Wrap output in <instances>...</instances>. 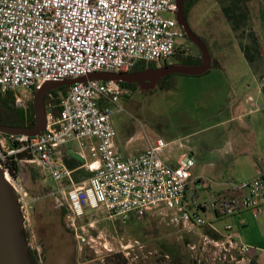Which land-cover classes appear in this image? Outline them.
<instances>
[{
	"label": "built area",
	"instance_id": "1",
	"mask_svg": "<svg viewBox=\"0 0 264 264\" xmlns=\"http://www.w3.org/2000/svg\"><path fill=\"white\" fill-rule=\"evenodd\" d=\"M176 13L177 0H0V94H12L16 106L26 110L35 90L47 82L129 72L138 63L161 66L178 53L188 54ZM130 95L120 82L89 80L71 86L61 97L58 115H48L42 135L0 133V165L5 169L23 153L24 161L45 177L49 174L56 183L68 180L61 198L52 194L57 207L68 210L66 221L74 228L87 210L104 211L124 224L159 212L175 227L206 225L201 215L206 208L187 198L193 163H166L162 154L168 143L163 138L146 135L148 146L137 155L116 151L112 120L124 111L121 102ZM67 156L82 160L92 176L74 183ZM5 171L27 218L28 194ZM263 207V177L227 183L213 193L216 217ZM225 230L222 240L204 236V242L230 253L236 263L251 264L252 247L238 241L231 225ZM30 244L42 258V245Z\"/></svg>",
	"mask_w": 264,
	"mask_h": 264
},
{
	"label": "rangeland",
	"instance_id": "2",
	"mask_svg": "<svg viewBox=\"0 0 264 264\" xmlns=\"http://www.w3.org/2000/svg\"><path fill=\"white\" fill-rule=\"evenodd\" d=\"M248 6L264 45V2L249 0ZM221 7L217 0H201L191 10L189 19L194 31L208 42L223 70H212L199 77H179L175 91L148 94L137 90L122 100L124 111L115 113L112 121L125 156H133L144 149L148 145L146 135L153 139L163 138L168 143L162 159L170 165L176 163L183 152L193 154L195 162L191 168L188 197L191 202L193 199L206 207L201 215L208 225L225 233L226 226L232 222L228 216L216 217L212 209L213 190L219 189L220 184L251 178L249 163L257 161L263 165L264 124L246 131L242 129L235 136L230 132L231 126L240 127V124L230 120L237 108L246 120V110L251 103L256 104L253 110L257 108L264 117V62L257 64V69L247 62ZM175 61L176 58H172L169 62L172 64ZM250 97L251 101L248 100ZM132 137L133 141L126 149L125 144ZM73 146L79 149L77 143ZM18 182L28 194L25 199L28 203L26 230L30 243L42 245L39 239L42 232L55 236L56 242L60 241L58 225L62 219L59 217L61 208L57 207L56 195L43 196L42 192L49 187L61 198L66 183L54 182L49 174L37 184L30 179L27 183ZM56 222L58 227L53 225ZM62 223L68 234V245L58 242L61 251L50 257L51 264H108L112 255L119 253L128 259L127 264L144 262L139 254L142 248L139 252H131L140 243L134 241L136 229L129 222L124 224L117 218H109L101 210H87L76 228L69 225L66 218L62 219ZM139 225H142L140 235L148 232L154 236L157 231L166 229L169 231L167 237L176 236L179 240L181 232L197 234L198 243L190 249L200 262L243 264L232 261L230 253L225 250L205 243L203 237L206 235H202L198 227H175L169 224L165 214L153 213L139 221ZM231 253L236 255L233 251ZM41 256L37 255L40 261L44 259V249Z\"/></svg>",
	"mask_w": 264,
	"mask_h": 264
},
{
	"label": "trees",
	"instance_id": "3",
	"mask_svg": "<svg viewBox=\"0 0 264 264\" xmlns=\"http://www.w3.org/2000/svg\"><path fill=\"white\" fill-rule=\"evenodd\" d=\"M201 0H185V15L189 19L191 10L200 2ZM222 4L221 11L226 19L227 23L230 25L235 38L238 40L239 48L243 53L247 62L252 68L257 69V64L264 62V45L261 36L254 26V22L251 17V11L248 6L249 0H217ZM190 24V23H189ZM193 29V28H192ZM194 30V29H193ZM198 35V34H197ZM206 44L210 51L212 58L211 69L206 73H210L212 70H220L222 67L219 66L218 60L213 55V52L205 40L204 37L198 35ZM187 42L190 46V52L188 54L178 53L174 58L176 61L172 64H183V65H193L199 66L203 62V55L200 49L193 44L188 38ZM170 62L164 63V66L170 65ZM159 66L156 64L146 65L144 63H138L129 72H139L147 69H155ZM259 72V71H258ZM204 74V75H206ZM201 75V76H204ZM179 77H189L182 75H170L161 79L154 90H142L139 84H128L121 83L124 85L130 93H134L139 90L141 93L153 94L156 91L169 92L177 90L178 78ZM199 77V76H197ZM264 80V78L262 79ZM262 92L264 94V83L262 86ZM70 87H62L58 90L51 91L45 96V106L48 115L57 116L60 112L61 97L67 93ZM129 97V96H128ZM0 124L10 127H32L35 124V113L33 108V100L28 104V108L21 109L15 104L12 94L2 95L0 94ZM17 160H12L8 164H5V169L9 171L11 177L15 180L23 181L27 183L28 179L34 184H37L40 179L44 178V175L40 170L35 167V165L26 163L24 160L27 156L23 153H19L16 156ZM66 166L74 172V180L76 182H81L83 179L89 178L91 173L85 172L82 167L84 162L75 156L65 157ZM53 193L52 189L45 187L43 189V196L51 195ZM60 214L62 219L66 218L68 210L66 208L60 209ZM148 217V216H147ZM146 218V217H145ZM143 220V219H142ZM132 217L129 223L136 229V236L134 241L140 243V245L135 246L131 251H138L140 257L146 264H207L205 261H198L192 255L190 247L198 243L199 236L195 233L181 232L179 240L175 237H167L169 231L161 230L155 231L154 236H150L148 232L146 235H140L139 231L141 226L139 221H142ZM199 232L202 235H206L215 240H222V235L217 232L211 225H203L198 227ZM27 233V241H29V232ZM140 235V236H139ZM108 264H127V258L123 253L112 255ZM31 259L33 264H43V260L40 261L37 258V253L31 251ZM141 262L140 264H145ZM213 264H235L229 261H219ZM251 264H259L255 259L252 260Z\"/></svg>",
	"mask_w": 264,
	"mask_h": 264
},
{
	"label": "water",
	"instance_id": "4",
	"mask_svg": "<svg viewBox=\"0 0 264 264\" xmlns=\"http://www.w3.org/2000/svg\"><path fill=\"white\" fill-rule=\"evenodd\" d=\"M184 1L177 0V20L187 38L195 44L203 55L199 66L170 64L155 69L124 73H94L78 79H66L60 83L47 82L33 94L35 124L32 127H10L0 124V133L10 136L35 137L42 135L47 129L48 112L45 96L62 87H71L89 80L103 82H120L139 84L141 89L154 90L159 81L170 75L197 77L206 74L212 65L209 49L204 41L190 27L185 16ZM264 2V0H261ZM185 162H188V158ZM0 264H33L31 246L27 241L26 218L20 202V194L6 176L5 169L0 165Z\"/></svg>",
	"mask_w": 264,
	"mask_h": 264
},
{
	"label": "crops",
	"instance_id": "5",
	"mask_svg": "<svg viewBox=\"0 0 264 264\" xmlns=\"http://www.w3.org/2000/svg\"><path fill=\"white\" fill-rule=\"evenodd\" d=\"M220 70H223V69H220ZM251 99L252 98L250 97L248 100L251 101ZM236 104H238V103H236ZM254 104L255 103H251V106L249 107V109L246 110V115H247V116L245 115L247 117L246 120H243L244 116L241 114L242 111H238V108H237L236 113L233 116V118H231L232 120H230V122H232V121L238 122L240 124V127L231 126V130H230L231 134H234L235 136H237V134L240 133V131L242 129L244 131H246V130H249V128H251V127L262 126L264 124L263 114H261L259 111H257L256 110L257 108L253 110V108L256 107V104L255 105ZM132 141H133V137L130 138L127 141V143L125 144L126 149H127V147H129V144ZM147 146L144 149H142V150H140V151H138L132 155H137V154L144 152L146 150ZM73 150L77 151L78 149H76L73 146ZM116 151H118L121 154L123 152L122 147L120 146V144H118L117 138H116ZM262 156L264 157V153ZM187 158H188L189 162H191V163L195 162L193 154H189L188 152H183L180 159L176 163L171 164V165L172 166H178L182 162H185L187 160ZM262 163H263V165L259 164L257 161H254V162L248 164L250 167L251 173H252V177L247 179V180H252V179H255L258 177L264 178V160ZM82 169L85 172H89L85 169V167H82ZM73 175H74V173H73ZM91 176H92V174H91ZM89 178H86V179H89ZM86 179H83L82 181H84ZM73 180H74V177H73ZM247 180H242V181H247ZM73 182L78 183L75 180ZM64 183H66V185L70 184V182L68 180H66ZM190 185H191V182H190ZM190 185H189V187H190ZM223 186H224V184H220L219 189H221ZM219 189L213 190L212 195L215 191H217ZM187 198L189 199L188 194H187ZM192 203H194L195 205H201V206L205 207L201 203L200 204L195 203L193 201V199H192ZM44 215H45V213H44ZM60 216L61 215H59V217ZM230 220L233 224L230 223L228 225H231L233 227V232L236 233L238 241L252 247V251L249 255L250 258L252 260L255 259L259 264H264V207L261 211H253V210L245 211L240 215L230 217ZM242 221L244 222L243 224H241ZM53 225L57 226V222ZM58 226L60 228L59 232L61 234V237H63V238L58 237L60 239V241L56 242L55 239H57V238H55V236L48 235L49 233L42 232L40 234L41 236L39 237V239H40V241L43 245V249H44V263L43 264H48V262L51 260L50 257L56 255L57 253H59L61 251L60 247L57 246L58 242H63V243H66L68 245V242H67L68 234L65 233V231L63 229L64 225L62 223V219L60 220V223ZM219 233L224 234L220 231H219ZM60 234H58V235H60ZM49 264H51V262H49Z\"/></svg>",
	"mask_w": 264,
	"mask_h": 264
},
{
	"label": "flooded vegetation",
	"instance_id": "6",
	"mask_svg": "<svg viewBox=\"0 0 264 264\" xmlns=\"http://www.w3.org/2000/svg\"><path fill=\"white\" fill-rule=\"evenodd\" d=\"M184 10H186V7H185V1H184ZM186 16V15H185ZM186 19H187V21H188V24L190 23V19H188L187 17H186ZM190 25V24H189ZM190 27H191V25H190ZM192 28V27H191ZM161 66H164V64L163 65H161Z\"/></svg>",
	"mask_w": 264,
	"mask_h": 264
}]
</instances>
